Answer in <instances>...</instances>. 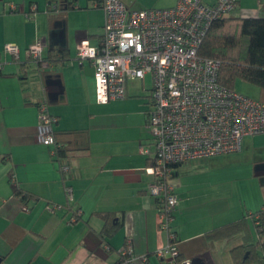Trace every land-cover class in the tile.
Masks as SVG:
<instances>
[{"label": "crops", "instance_id": "crops-1", "mask_svg": "<svg viewBox=\"0 0 264 264\" xmlns=\"http://www.w3.org/2000/svg\"><path fill=\"white\" fill-rule=\"evenodd\" d=\"M52 1L58 3V10L51 9L50 0H0V52L8 43L20 48V59L7 55L0 72V262L162 264L155 252L169 238L167 231L159 228L156 198L148 189L152 177L145 171L149 159L140 151V144L150 138L144 134L148 110L142 107L134 120L127 115L118 122L126 127L100 121L95 114L94 68L89 60L77 57L81 40L101 44L105 21L102 0ZM123 1L131 8L177 2ZM11 3L17 5V11H11ZM32 5L36 8L31 12ZM26 12L33 13L32 19L25 17ZM233 15L264 16V0H239ZM38 41L44 42L45 60L53 48H65L69 61L40 64L31 60L27 49ZM261 96L264 98V93ZM127 97L120 100L121 109L130 103ZM41 103L58 118L55 136L70 150L62 161L54 158L52 145L38 141ZM262 141L257 134L246 135L241 150L228 153L230 165L244 168L234 179L244 174L252 179L239 188L234 183L230 192L218 190L209 174L201 170L207 168L204 166L210 157L178 167L175 183L180 200L173 227L182 259L198 257L203 264H234L231 249L255 242L256 229L250 216L246 218L249 233L220 240H208L204 235L264 203ZM68 160L72 177L65 181L60 166ZM68 183L73 188L72 199L66 192ZM16 187L31 193L32 198L22 200L15 193ZM49 202L67 207L52 212L47 209ZM79 208L80 220L67 223V217ZM99 212L114 217V225L119 224L112 237L99 236L106 221ZM126 241L135 255L146 254L148 259L123 260L120 249Z\"/></svg>", "mask_w": 264, "mask_h": 264}, {"label": "built area", "instance_id": "built-area-1", "mask_svg": "<svg viewBox=\"0 0 264 264\" xmlns=\"http://www.w3.org/2000/svg\"><path fill=\"white\" fill-rule=\"evenodd\" d=\"M238 0H177L164 7L131 8L123 0H103L104 33L100 45L88 39L77 45V57L87 59L94 68L95 98L99 104L127 97L129 80L144 81L151 76L152 110L146 115L145 126L150 138L140 144L141 153L148 156L145 171L152 180L148 189L162 203L158 224L167 231L168 243L156 250L164 264H191V259L178 261L179 248L171 223L179 203L176 193L177 166L193 159L208 158L240 151L246 135L264 133V100L255 99L235 89L223 86L219 80L220 61L199 55L200 46L214 20L232 11ZM11 11H17L15 3ZM52 10L58 3L50 1ZM36 5L31 6V12ZM25 17L32 19L33 13ZM44 42L27 49L31 60L44 63ZM20 59L15 43L5 45L0 52V72L6 56ZM38 141L54 143L53 126L58 118L40 104ZM68 176L70 167H62ZM15 181V176H11ZM72 199L73 188L66 184ZM58 204H48L55 212ZM264 211V205L262 207ZM257 230L264 244V225L255 216ZM74 216L72 221H76ZM123 253L126 261L136 258L130 243Z\"/></svg>", "mask_w": 264, "mask_h": 264}, {"label": "trees", "instance_id": "trees-1", "mask_svg": "<svg viewBox=\"0 0 264 264\" xmlns=\"http://www.w3.org/2000/svg\"><path fill=\"white\" fill-rule=\"evenodd\" d=\"M237 6L229 13L217 18L212 22L207 33L203 38V42L199 50V55L202 57H211L220 61L218 80L223 86L237 90L235 88L236 81L238 79H242L251 82L255 85H258L262 89V93H264V16L241 17L233 15V12L236 10ZM43 61H47L50 63L54 62L58 64H65L69 61V54L65 48H53L52 50H50L47 59L45 60L43 58ZM41 62L42 61H40L39 63L41 64ZM53 134L54 143L48 145L53 146L52 152L54 158L62 161L68 158L70 150L65 145V143L56 138L54 126ZM64 165H68L70 167V172L68 176H66L67 174H64V172L62 171V167ZM71 166L72 165L69 160L64 161L60 166V170L63 174V178L65 181L67 179H71L72 177ZM179 166L181 165H178L177 169ZM176 175L177 172L175 173V176ZM67 185L72 186L69 183ZM15 193L18 194L24 201L30 200V198H32L31 193L23 191L19 187H16ZM155 198L159 213V208L162 207V203L158 197ZM48 204H58L61 207H67V205L56 202H49ZM263 205L264 203L256 211L247 212L245 216L239 220L218 226L206 232L204 236L208 240H220L232 238L240 233H249L246 218L250 216L253 219L256 229L255 242H245L243 244L234 246L231 249V255L234 264H264V244L261 242V232L257 230L258 225L256 224V221L258 219H256L255 217L258 214L261 215V224L264 225V211L262 209ZM177 207L173 213L174 217ZM80 211V208L76 209L73 214L77 217L76 221L82 216ZM99 213L102 214V212ZM102 215L106 219V221L103 228L100 232H98V234L100 237L105 239L114 235L119 224L114 225V223L112 222L114 217H108L107 213ZM173 222L174 219L171 223V227L172 230L175 232V241L179 248L178 235L177 231L173 227ZM127 244L128 242L126 241L124 246L120 249V255L122 256L123 260H126V258L128 257L127 253H123V250L125 249L124 247H126ZM144 256H146L148 259V256L146 254H144ZM182 260L184 259H182L181 257L179 248L178 261ZM161 263L164 264L163 262ZM0 264L2 263L0 262Z\"/></svg>", "mask_w": 264, "mask_h": 264}, {"label": "rangeland", "instance_id": "rangeland-1", "mask_svg": "<svg viewBox=\"0 0 264 264\" xmlns=\"http://www.w3.org/2000/svg\"><path fill=\"white\" fill-rule=\"evenodd\" d=\"M151 86H152V80L150 75H147L144 81L129 80L127 84V88H128L127 101L129 100L130 103L126 104L125 105L126 107H123L121 109V107L119 106L123 101L121 102L120 100L117 101L112 100L105 104H99L95 102L96 105L95 114L98 115L100 121L105 120L106 125L112 126L115 123L117 124V126L121 125L122 127H126L127 126L126 124L125 126L124 124H118V122L125 120L127 115L132 116V119L134 120L136 117L135 113L141 110L142 107L148 111L152 110L153 104L151 101V97L149 96ZM235 88L238 91L250 95L254 98H260L264 100V98H262L263 96H261L262 89L258 85H255L251 82L238 79L236 81ZM144 128H145L144 129L145 136L150 137V132L148 131V129H146V127ZM257 135H259V137L262 138L263 140L262 143H264V133ZM204 167L207 168L204 169L199 168V169L205 170V174L207 175L209 174V177L213 179V183L215 184V186L218 187L217 189L222 192L232 191L233 190L232 186L234 183H236V185L239 188L240 185L250 183V181L252 180L251 178H249L248 175L245 176V174L239 177L238 180L234 179V176L237 174V172L241 173L244 168L230 165V154H222V155H216L210 157V159L207 161V165ZM203 177H207V176L205 175ZM73 217L74 215H70L69 217H67L66 219L67 223L69 224L76 223L72 221ZM52 241L53 240H51L50 242L51 244L54 243Z\"/></svg>", "mask_w": 264, "mask_h": 264}, {"label": "water", "instance_id": "water-1", "mask_svg": "<svg viewBox=\"0 0 264 264\" xmlns=\"http://www.w3.org/2000/svg\"><path fill=\"white\" fill-rule=\"evenodd\" d=\"M191 264H203V263L201 262L200 258L196 257L191 260Z\"/></svg>", "mask_w": 264, "mask_h": 264}]
</instances>
